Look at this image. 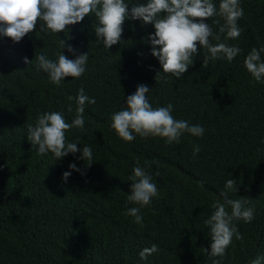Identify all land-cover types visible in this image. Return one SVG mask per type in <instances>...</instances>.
<instances>
[{
  "label": "trees",
  "instance_id": "obj_1",
  "mask_svg": "<svg viewBox=\"0 0 264 264\" xmlns=\"http://www.w3.org/2000/svg\"><path fill=\"white\" fill-rule=\"evenodd\" d=\"M125 2L130 10L146 0ZM212 2L218 9L221 0ZM238 2L244 9L240 37L220 32L225 23L220 16L205 22L220 37L210 38L213 45L238 47L239 54L231 62L209 60L205 68L207 50L197 42L199 55L179 79L162 71L147 42L154 24L140 20L126 19L122 41L111 49L95 36L94 13L60 33L42 29L38 20L39 29L28 33L34 42L26 45L0 35V264H214L220 258L204 250L212 243L205 221L214 202H225L228 179L238 185L228 198L247 201L244 207L255 209V219L234 221L243 239L233 237L222 264L264 258V83L244 65L252 48L264 46V0ZM62 39L77 55L88 53V61L80 78L65 77L57 86L37 70L35 57L56 60L64 51L74 60L76 55L60 47ZM139 84L151 89L153 108L171 103L174 119L201 125L204 135L185 132L172 144L159 136L134 134L131 142L119 137L111 117L126 107ZM81 87L96 103L85 105L83 129L67 130L66 140L81 150L91 147V166L80 159L81 152L59 160L54 154L30 159L19 143L28 139V125L43 113L59 112L55 109L67 120L75 118ZM197 144L201 151L194 156ZM72 163L81 171L70 169ZM136 166L147 171L159 192L144 207L127 199ZM65 171L71 172L67 181ZM131 207H140L142 225L126 215ZM226 210L230 213L231 206ZM154 244L158 251L142 259L140 252Z\"/></svg>",
  "mask_w": 264,
  "mask_h": 264
},
{
  "label": "clouds",
  "instance_id": "obj_2",
  "mask_svg": "<svg viewBox=\"0 0 264 264\" xmlns=\"http://www.w3.org/2000/svg\"><path fill=\"white\" fill-rule=\"evenodd\" d=\"M94 13L99 24L94 28L97 39L102 40L106 48L111 49L113 45L122 41V25L126 19L140 20L142 25L154 24L156 31L150 33L147 42L152 45L151 53L157 57L162 71L181 78L194 59L199 55L198 45L207 51L204 54L203 67H207L209 60L226 58L231 62L240 52L235 46L225 43L213 45L210 38L219 40L211 26L205 22L206 19L220 16L225 23L220 26V32L226 33L227 38L240 37L243 29L239 27L238 21L244 15V9L238 0H221L219 8L212 0H146L142 3H133L129 10V3L125 0H0V35L12 38L10 44L26 45V41L34 42L28 33L39 29L37 21L42 22L40 27L46 28L52 33L65 32L67 26L75 25L84 20L85 16ZM219 23V21H216ZM26 34L28 36L23 38ZM70 38V37H69ZM64 50L76 55L69 59L64 51L57 53V59H49L45 54L36 56L37 70L48 73L52 83L57 86L65 80V77L80 78L86 71L88 53L76 54L72 45H66V40L59 42ZM264 46L259 49L252 48L244 60V65L257 82L264 83V60L261 58ZM25 62L31 61L25 57ZM157 83L160 81V71L155 77ZM151 89L144 85H137L136 91L127 96L126 107L114 113L111 117V127L116 130L119 137L127 142L135 139L137 134L141 137L159 136L166 138L165 142L179 143L182 135L187 132L192 136L202 137L205 129L199 125H190L188 121L177 120L171 115L173 105L169 103L166 107L153 108L147 93ZM71 99V97H70ZM76 99V116L69 120L63 111L46 112L38 116L36 124L28 125L27 138L19 141L30 159L41 161L49 158L52 154L57 160L67 156L69 153L81 152L80 159L91 166L93 160L92 149L84 146L81 150L77 143L67 142V130L84 127L83 113L86 104H95V98L85 94L81 87ZM68 111L72 108L69 106ZM201 151L200 145L193 147L195 156ZM139 165V161H137ZM70 169L81 171L75 163L69 165ZM82 174H84L82 172ZM71 175L70 171L63 173V179L67 181ZM130 195L128 201L140 207L151 203L153 197L158 196L157 186L152 183V177L140 166L133 169ZM238 191L236 180L228 179L225 183L222 195L225 202L216 201L212 207L213 214L205 223L209 226L211 236V248H205L212 257H219L214 264H222L226 250L232 244L233 237L242 240L243 236L234 221L243 220L251 223L255 219V209L244 207L247 201L232 200L228 198V192ZM226 205L231 206V212L226 210ZM140 207H131L126 215L134 217L136 224H143V216ZM158 251L154 244L140 252L142 259ZM264 258L257 257L250 264H262Z\"/></svg>",
  "mask_w": 264,
  "mask_h": 264
}]
</instances>
